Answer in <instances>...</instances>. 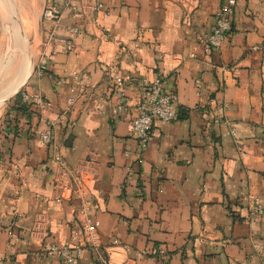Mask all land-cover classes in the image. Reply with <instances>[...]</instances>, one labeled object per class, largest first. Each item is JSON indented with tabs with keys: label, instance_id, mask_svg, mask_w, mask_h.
I'll list each match as a JSON object with an SVG mask.
<instances>
[{
	"label": "crops",
	"instance_id": "1",
	"mask_svg": "<svg viewBox=\"0 0 264 264\" xmlns=\"http://www.w3.org/2000/svg\"><path fill=\"white\" fill-rule=\"evenodd\" d=\"M225 1L100 0L89 17L49 0L59 21L44 10L29 16L37 49L23 91L50 106L19 94L0 116V264H65L45 250L67 241L83 250L77 264H264V214L246 219L250 194L264 209V0H239L222 47L209 53L202 38ZM112 67L134 78L133 106L144 78L162 75L177 96V118L156 120L144 150L132 135L134 110L96 109L115 101ZM62 180L72 193L59 200Z\"/></svg>",
	"mask_w": 264,
	"mask_h": 264
},
{
	"label": "built area",
	"instance_id": "2",
	"mask_svg": "<svg viewBox=\"0 0 264 264\" xmlns=\"http://www.w3.org/2000/svg\"><path fill=\"white\" fill-rule=\"evenodd\" d=\"M99 1L100 0H63V3L67 7L71 8V10L75 13H78V11L82 9L86 13V16L92 17L93 12H95L98 8ZM180 1L186 4L188 0ZM238 1L239 0H226L217 11L213 30L202 38V42L207 52L211 53L218 51L222 47L224 40L232 28V18ZM43 17L59 21L62 17V13L57 5H51L45 7ZM79 31V28L76 26L70 29L71 38L66 41L67 50H73L75 38L79 34ZM46 69L47 60L42 57L36 70L43 72ZM72 75L74 78L84 77L81 72L77 71H74ZM109 75L111 78V86L114 92L115 101H99L96 104V109L103 110L106 107L105 105L109 104V107H111L112 112L115 115L134 110L135 115L131 120L132 135L138 140L140 148L144 150L148 147L150 141L152 140V130L156 120L171 122L177 118L179 113L177 96L175 93L167 92L164 89L165 82L162 75H159L154 80L144 78L141 80V84H143L141 98L139 102L133 106L129 100L127 89L128 86L133 83L134 78L129 74H122L116 67L110 68ZM22 98L25 102H33L41 110L50 106V102L44 99L39 93L22 91ZM68 102L72 104L74 102V98H69ZM221 119L222 116H218L217 121ZM55 126L56 122L49 120L47 128L41 131L40 136L44 145L47 146L52 142L53 130ZM232 133L235 134L233 130ZM59 166L62 171H65L66 167L62 163ZM56 188L59 200L69 197L72 193L71 186L65 184L63 180L56 184ZM263 214L264 209L260 199L257 196L250 194L246 219L251 221L252 217L257 215L261 216ZM12 215L13 220L11 226L15 227L17 225L16 222L18 221V218L21 217V214L15 207ZM251 223L256 224V221L252 220ZM85 232L86 238L92 246L96 247L99 245V236L96 226L93 223H88L85 226ZM9 233L10 236L14 235L13 230ZM114 245L119 246L120 244L114 242ZM262 247V244H256V248L259 251ZM124 248L127 249L126 246H124ZM45 252L50 256H59L63 259L65 264H77L83 250L80 247L73 249L72 242L67 241L63 244L53 243L45 250ZM102 264H113V262L104 258ZM121 264L129 263L126 261Z\"/></svg>",
	"mask_w": 264,
	"mask_h": 264
},
{
	"label": "bare ground",
	"instance_id": "3",
	"mask_svg": "<svg viewBox=\"0 0 264 264\" xmlns=\"http://www.w3.org/2000/svg\"><path fill=\"white\" fill-rule=\"evenodd\" d=\"M10 8L18 14V11L14 9L16 8L15 0H0V17L4 20V23H6V27L8 28V31L6 30L8 39L5 50V61L6 63H9V65L7 64L2 67L0 72V106L2 105L1 101L15 91L25 80L29 64L22 31L15 22ZM18 53H21L23 56L20 61L21 63L16 64Z\"/></svg>",
	"mask_w": 264,
	"mask_h": 264
},
{
	"label": "rangeland",
	"instance_id": "4",
	"mask_svg": "<svg viewBox=\"0 0 264 264\" xmlns=\"http://www.w3.org/2000/svg\"><path fill=\"white\" fill-rule=\"evenodd\" d=\"M48 1L49 0H15L16 8H14V9L18 11V15L24 24L26 34H27L28 39L31 43V48H32L33 54H35L37 47L34 46L32 40L30 38L29 32H28L29 27H27V26H29L28 23H30L29 22V16L37 15L39 17V14L41 13V11L44 10V8L49 5ZM22 17L24 18V20ZM37 22L39 24L40 20L38 19ZM6 30L8 31V28L6 27V23H4V20H2L0 17V72H1L2 67L6 66L7 64L9 65V63H6V61H5V54H6L5 50L7 47V39H8ZM17 56H18V58H17L16 64H19V63H21L20 61H21L23 55L21 53H18ZM17 70H18V68H17ZM34 70H35V60H34ZM16 75H17V72H16ZM22 91H23V89H22ZM22 91L20 92L21 95H22ZM11 101H13V98L9 102L0 106V116L3 115V111L8 110L9 104L11 103Z\"/></svg>",
	"mask_w": 264,
	"mask_h": 264
},
{
	"label": "water",
	"instance_id": "5",
	"mask_svg": "<svg viewBox=\"0 0 264 264\" xmlns=\"http://www.w3.org/2000/svg\"><path fill=\"white\" fill-rule=\"evenodd\" d=\"M10 11L14 17L15 22L18 24V26L20 27V29L22 31V35L24 37V42L26 44V50H27V54H28V58H29V64H28V71H27V74H26L27 76H26L25 80L22 82L21 85H19L16 88L15 91H13L9 96L5 97L1 101L2 105L9 102L12 98H14L17 94H19L22 91V89L24 88V86L26 85V83L31 78V76L34 72V54H33L32 48H31V43H30L28 36L26 34L24 24H23V22H22V20L18 14H16L11 8H10Z\"/></svg>",
	"mask_w": 264,
	"mask_h": 264
},
{
	"label": "trees",
	"instance_id": "6",
	"mask_svg": "<svg viewBox=\"0 0 264 264\" xmlns=\"http://www.w3.org/2000/svg\"><path fill=\"white\" fill-rule=\"evenodd\" d=\"M19 94H20V93H19ZM19 94H17V95H18L17 97H19V96H20ZM30 103H31V105H32V103H33V102H30Z\"/></svg>",
	"mask_w": 264,
	"mask_h": 264
}]
</instances>
